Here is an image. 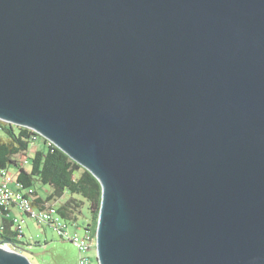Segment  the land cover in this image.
Instances as JSON below:
<instances>
[{"label": "water", "instance_id": "1", "mask_svg": "<svg viewBox=\"0 0 264 264\" xmlns=\"http://www.w3.org/2000/svg\"><path fill=\"white\" fill-rule=\"evenodd\" d=\"M0 120L100 181L99 264H264V0H0Z\"/></svg>", "mask_w": 264, "mask_h": 264}, {"label": "trees", "instance_id": "2", "mask_svg": "<svg viewBox=\"0 0 264 264\" xmlns=\"http://www.w3.org/2000/svg\"><path fill=\"white\" fill-rule=\"evenodd\" d=\"M38 140L44 141L43 147L30 155ZM0 169L16 175L34 208L45 210L50 205L56 206L63 219L78 228L83 225L84 232L94 239L102 204V185L59 147L30 128L0 120ZM0 241L11 242L23 253L30 254L36 247H44L40 242L18 240L13 220L7 214L2 215Z\"/></svg>", "mask_w": 264, "mask_h": 264}, {"label": "built area", "instance_id": "3", "mask_svg": "<svg viewBox=\"0 0 264 264\" xmlns=\"http://www.w3.org/2000/svg\"><path fill=\"white\" fill-rule=\"evenodd\" d=\"M26 193L14 173L6 169H0V216L3 214L9 216L12 209H19L39 225L52 228L61 240L72 243L79 253L78 264H90V254L94 247L96 248V245L93 247L94 239L92 236L88 232L80 233L78 226L63 219L54 205H50L45 210L34 208L31 200L26 197ZM12 220L14 229L18 232V240L23 241L25 236L24 226L27 223L26 218L14 217ZM30 243H33V241ZM4 246L20 252L18 246L14 244H5Z\"/></svg>", "mask_w": 264, "mask_h": 264}, {"label": "rangeland", "instance_id": "4", "mask_svg": "<svg viewBox=\"0 0 264 264\" xmlns=\"http://www.w3.org/2000/svg\"><path fill=\"white\" fill-rule=\"evenodd\" d=\"M43 143V140L36 141L29 154L32 155L37 149H41L43 147ZM12 171H14V169H12ZM25 218L27 223L24 226L25 236L23 241L26 243L32 241L40 242L44 247L46 246L42 249L36 247L32 251L33 254L24 252L33 264H77V261L79 260V253L72 243L61 240L52 228L39 225L36 221L29 218L27 214H25ZM1 221L2 216H0V222ZM84 231L85 227L82 225V227L79 228V232L83 233ZM94 236L93 247L96 245V235ZM46 243L47 245H45ZM94 250L95 251L92 252V255L90 254V264H99L97 249L95 247ZM20 252L22 251L20 250Z\"/></svg>", "mask_w": 264, "mask_h": 264}, {"label": "crops", "instance_id": "5", "mask_svg": "<svg viewBox=\"0 0 264 264\" xmlns=\"http://www.w3.org/2000/svg\"><path fill=\"white\" fill-rule=\"evenodd\" d=\"M9 219H12L14 217H22V218H25V214L23 212H21L19 209L17 208H14L12 209V211L9 213ZM0 224H2V221L0 222ZM75 247V246H74ZM95 251L94 249L92 250V252ZM92 252H91V255H92Z\"/></svg>", "mask_w": 264, "mask_h": 264}, {"label": "bare ground", "instance_id": "6", "mask_svg": "<svg viewBox=\"0 0 264 264\" xmlns=\"http://www.w3.org/2000/svg\"><path fill=\"white\" fill-rule=\"evenodd\" d=\"M3 250H5V251H7V252H9V251H10V249H7V248H4Z\"/></svg>", "mask_w": 264, "mask_h": 264}]
</instances>
